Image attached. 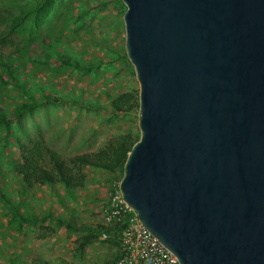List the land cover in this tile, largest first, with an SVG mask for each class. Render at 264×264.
<instances>
[{"label":"water","instance_id":"water-1","mask_svg":"<svg viewBox=\"0 0 264 264\" xmlns=\"http://www.w3.org/2000/svg\"><path fill=\"white\" fill-rule=\"evenodd\" d=\"M141 138L120 189L180 264H264V0H123Z\"/></svg>","mask_w":264,"mask_h":264},{"label":"rangeland","instance_id":"rangeland-1","mask_svg":"<svg viewBox=\"0 0 264 264\" xmlns=\"http://www.w3.org/2000/svg\"><path fill=\"white\" fill-rule=\"evenodd\" d=\"M65 1L71 6L72 13H67L64 4L58 7V17L45 27L43 33L63 31L65 41L83 56V60H92L100 66V73L98 77L66 73L54 79L55 87L65 92L84 91V99L97 102L102 109H84L70 104L45 105L33 113H26L13 121V141L6 155L0 157L1 161H21L19 141L23 144L43 141L70 161L78 155L98 153L110 144L120 142L124 136L141 138L140 83L126 51L124 15L127 7L123 0ZM82 9L86 12L85 19L76 21ZM68 18L72 22L69 27L66 26ZM28 50L31 55H37L40 49L31 45ZM38 78L46 80L43 73H39ZM123 94L131 95L127 102L133 106L132 111L115 114L110 103ZM98 95L101 96L99 100ZM19 103L22 100L0 85L1 107L14 108ZM84 172L85 187L76 192L74 199L60 185L53 189L35 186L20 199V185L10 173L3 175L1 185L6 186L13 199H24L22 210L32 215L52 214L77 228L90 230L109 226L104 217L105 210L120 186L121 174L94 168H86ZM9 222L8 212L0 204V264H9V260H15L16 264H110L119 253V248L103 240V235L99 241L80 250L83 236L88 234L85 231L74 233L63 228L49 234L48 229H54V226L46 223L18 232Z\"/></svg>","mask_w":264,"mask_h":264},{"label":"trees","instance_id":"trees-1","mask_svg":"<svg viewBox=\"0 0 264 264\" xmlns=\"http://www.w3.org/2000/svg\"><path fill=\"white\" fill-rule=\"evenodd\" d=\"M63 4L67 13H72L71 6L66 4L65 0H0V85L22 100V103L14 108L0 106V157L6 155L13 141V121L21 119L26 113H33L45 105L70 104L84 109H102L97 102L85 100L84 91L65 92L55 87L54 79L66 73L89 76L95 74L97 77L100 73V66L92 60H83V56L65 41L63 31L43 33L45 27L58 17L57 8ZM85 15L86 12L82 9L75 20L83 21ZM71 23V18H68L66 26L69 27ZM31 45H37L40 49L37 55H31L29 52ZM9 50L10 52L4 53ZM125 58L127 59V56ZM39 73H43L46 80L38 78ZM98 97L99 100L101 96ZM129 97L130 94H123L112 100V112L130 113L133 106L127 102ZM136 103L138 105V100ZM139 140L140 137L124 136L120 142L112 143L98 153L78 155L70 161L46 146L43 141L32 144L19 141L21 161L0 160V204L8 212L9 224L18 232H22L25 227H37L46 223L54 226V229H48L51 231L49 234L63 228L74 233L85 231L84 233L88 234L83 236L80 250L107 234L106 241L119 248V237L124 225L99 226L90 230L87 227L77 228L66 219L54 217L52 214L32 215L22 210L25 200L13 199L6 186L1 183L3 175L8 176L10 173L20 185V199L35 186L53 189L57 185L74 199L76 192L85 187L86 168L121 174L122 180L128 155ZM3 164L7 174L3 170ZM118 257L119 253L110 264H115ZM9 264H16L15 260H9Z\"/></svg>","mask_w":264,"mask_h":264},{"label":"built area","instance_id":"built-area-1","mask_svg":"<svg viewBox=\"0 0 264 264\" xmlns=\"http://www.w3.org/2000/svg\"><path fill=\"white\" fill-rule=\"evenodd\" d=\"M107 225H124L119 242V257L115 264H180L178 258L167 249L140 221L138 214L123 198L120 186L105 210ZM103 234V240H107Z\"/></svg>","mask_w":264,"mask_h":264}]
</instances>
